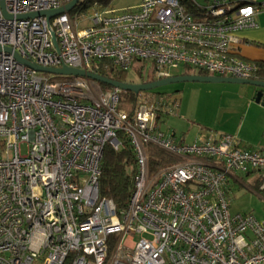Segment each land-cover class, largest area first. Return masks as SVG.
<instances>
[{
	"label": "built area",
	"instance_id": "2783aa9c",
	"mask_svg": "<svg viewBox=\"0 0 264 264\" xmlns=\"http://www.w3.org/2000/svg\"><path fill=\"white\" fill-rule=\"evenodd\" d=\"M70 1L4 0L12 19L0 6V264H264V220L231 214L226 188L233 173L264 172V153L240 149L229 134L179 142L158 125L177 107L166 97L141 92L130 114L118 88L52 81L13 56L90 72L95 61L121 72L151 63L156 81L179 68L257 80L256 65L240 58L239 34L256 27L264 0H189L190 9L181 0H142L121 12L94 5L49 22L16 18ZM119 133L137 171L117 213L100 198L99 177L104 149H125ZM150 146L179 162L151 173ZM111 236L118 239L108 256Z\"/></svg>",
	"mask_w": 264,
	"mask_h": 264
},
{
	"label": "rangeland",
	"instance_id": "374dc122",
	"mask_svg": "<svg viewBox=\"0 0 264 264\" xmlns=\"http://www.w3.org/2000/svg\"><path fill=\"white\" fill-rule=\"evenodd\" d=\"M137 1L108 0L107 9L114 12L134 9L132 6ZM193 1L200 6H205L211 0ZM89 11L90 8L77 13L72 11L70 15L78 16ZM82 26L85 25L81 23L79 27ZM196 72L192 68H179L173 70L171 74L173 76L195 75ZM125 81L134 84L140 81H156L153 65L135 63V66L126 72ZM254 91L256 92L255 88L242 84L182 82L162 86L146 94L161 98L164 95L168 102L177 103V107L175 105L172 107V111L166 115L164 121L159 122V128L163 132L174 130L178 137L185 133V142L192 143L200 130L208 133L223 132L229 130L230 124L242 116L246 118L249 117L248 115L257 116L258 113L250 111L251 108L243 102L244 98L254 96ZM261 174L264 176V172L252 174L250 181H247L244 175H241L243 178L241 182L231 181L230 189L233 190L230 192V209L233 213L252 214L258 220H264V191H260L255 185L256 180L261 181ZM253 179L255 181H252Z\"/></svg>",
	"mask_w": 264,
	"mask_h": 264
},
{
	"label": "trees",
	"instance_id": "16d2710c",
	"mask_svg": "<svg viewBox=\"0 0 264 264\" xmlns=\"http://www.w3.org/2000/svg\"><path fill=\"white\" fill-rule=\"evenodd\" d=\"M181 4L187 9H190L189 0H181ZM231 5L242 6L246 4H253L255 0H229ZM94 5L101 6L102 8H107L108 0H81L76 6L72 13H77L79 11H85ZM258 68L257 80L264 81V61L253 62ZM143 63H141L142 65ZM92 72L107 77L108 79L121 82V83H132L125 81L126 72H121L116 69L108 61H95L92 64ZM196 74L206 75L201 71H197ZM72 77H62L53 76L52 81H64L70 80ZM149 81H140L139 83H148ZM102 91L110 90L111 87L98 84ZM139 94H134L132 92H123L121 99V107L124 108L128 113L132 114L137 106V100ZM163 97H166L163 95ZM119 139L124 143L125 149L120 151H115L114 149L107 147L104 149L103 157L101 161V175L99 177V196L100 198H107L112 200L115 205L116 212L120 213L124 211L127 207L128 201L134 189V176L137 171L136 160L134 153L131 149V145L128 139L123 133H119ZM151 151L149 156V169L151 173L158 171L161 167L174 164L177 162L176 158L171 157L162 150L149 147ZM118 237L111 236L109 238V254L110 256L114 244L116 243Z\"/></svg>",
	"mask_w": 264,
	"mask_h": 264
},
{
	"label": "crops",
	"instance_id": "0c3cea01",
	"mask_svg": "<svg viewBox=\"0 0 264 264\" xmlns=\"http://www.w3.org/2000/svg\"><path fill=\"white\" fill-rule=\"evenodd\" d=\"M142 0H138L132 8H136ZM101 7V6H100ZM109 9V8H108ZM256 27L253 29H246L242 31L239 36L241 38V44L239 45V53L240 58L243 60L253 63L256 61H264V11L260 12L256 18H255ZM255 93V91H254ZM255 96V94H254ZM254 96H249L243 99V102L246 104V106L250 107V111H254L258 113L257 116H250L246 118V116H242V118L238 119L237 121L230 124V129L223 132H205L200 130L194 140L195 142L199 139L206 138L210 135L212 136H218L219 134H229L233 135L237 138V146L240 149H248V150H257L262 153H264V107H262L260 104L255 103ZM166 115L168 114H162L158 116V125L159 122L164 121ZM165 132V131H164ZM170 135L173 136V138L179 142L185 143V144H191L185 142V133H183L180 137L176 136V132L174 130H168L167 132ZM256 172H251L248 174H240V173H233L230 175L227 179V193L229 195V201H230V192L233 189H230V183L233 182H241L243 181V178L241 175H244L246 177L247 181L251 180V175ZM244 177V178H245ZM262 174H261V180H262ZM252 181H255L253 179ZM254 182H252L253 184ZM262 181L256 180V187L259 188L260 191H264V189H260ZM230 207V204H229ZM231 214H241V213H233L230 209ZM242 215H251L252 214H242ZM256 218L255 216H253ZM257 219V218H256ZM258 220V219H257ZM260 221V220H258Z\"/></svg>",
	"mask_w": 264,
	"mask_h": 264
},
{
	"label": "water",
	"instance_id": "95a60500",
	"mask_svg": "<svg viewBox=\"0 0 264 264\" xmlns=\"http://www.w3.org/2000/svg\"><path fill=\"white\" fill-rule=\"evenodd\" d=\"M81 0H71L67 5L56 9V10H47L36 13H31L27 15H19L17 19H28V18H36V17H45L46 20H49L55 16L64 13L72 12L76 6L80 3ZM0 6L3 10L4 16L7 19H12L11 16L7 15L5 12L4 0H0ZM52 42L56 45L55 35L51 33ZM5 52L10 53L11 50L9 48H4ZM14 58L21 64L25 65L28 68L33 69L37 73L53 75V76H62V77H76V78H85L97 84H104L111 88H118L124 92H132L134 94H139L141 92H148L153 89L166 86L174 83H182V82H202V83H232V84H242L248 85L256 89L254 101L257 104H260L264 107V81L261 80H244L232 77H216V76H207V75H180L173 76L170 78L152 81L148 83H121L107 77L100 76L94 72L74 69L67 66H62L61 68H45L41 66H37L29 61H26L20 58L17 54L13 53Z\"/></svg>",
	"mask_w": 264,
	"mask_h": 264
}]
</instances>
